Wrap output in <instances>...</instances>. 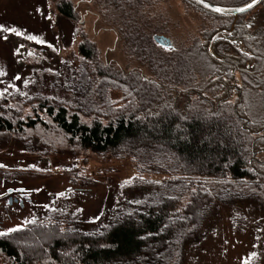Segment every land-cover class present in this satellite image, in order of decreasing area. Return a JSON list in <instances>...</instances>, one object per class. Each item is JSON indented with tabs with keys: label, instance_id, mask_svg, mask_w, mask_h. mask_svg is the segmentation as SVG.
Segmentation results:
<instances>
[{
	"label": "trees",
	"instance_id": "16d2710c",
	"mask_svg": "<svg viewBox=\"0 0 264 264\" xmlns=\"http://www.w3.org/2000/svg\"><path fill=\"white\" fill-rule=\"evenodd\" d=\"M162 1L94 0L138 67L101 60L76 26L82 42L65 68L63 95L1 97L0 137L47 153L56 145L50 136L60 134L74 149L132 159L165 181L106 220L44 214L0 232V264H179L214 205H264V0H178L200 17L182 42L152 16ZM57 9L78 22L70 0ZM234 11L240 15L231 33ZM32 131L45 135L27 136Z\"/></svg>",
	"mask_w": 264,
	"mask_h": 264
},
{
	"label": "rangeland",
	"instance_id": "374dc122",
	"mask_svg": "<svg viewBox=\"0 0 264 264\" xmlns=\"http://www.w3.org/2000/svg\"><path fill=\"white\" fill-rule=\"evenodd\" d=\"M70 1L78 13L76 23L60 16L59 0H0V98L39 92L63 95L65 68L75 64L82 42L74 36L76 26L96 45L101 60L124 70L138 67L125 56L94 0ZM152 16L166 25L164 32L177 42L197 32L200 23V17L178 0H163L152 9ZM23 98L18 104L30 112ZM44 135L32 131L27 136ZM50 139L55 149L46 153L36 145L29 151L14 135H1L0 176L22 181L32 202L22 208L8 206V198L3 199L0 232L28 227L44 214L79 221L103 216L106 220L112 209L143 197L165 181L161 174L142 173L132 159L74 149L60 134ZM179 264H264V205L254 199L214 205L202 229L186 242Z\"/></svg>",
	"mask_w": 264,
	"mask_h": 264
},
{
	"label": "flooded vegetation",
	"instance_id": "af4514ba",
	"mask_svg": "<svg viewBox=\"0 0 264 264\" xmlns=\"http://www.w3.org/2000/svg\"><path fill=\"white\" fill-rule=\"evenodd\" d=\"M251 2H254V1H251ZM249 9H253V12L255 13V4ZM233 15H234V20H233V23L230 29L231 33L235 31V26L238 23L240 14L238 15L233 14ZM252 23L253 21H251V23H248V27H250ZM11 184L19 185V186L13 187L11 186ZM8 185L11 187H8ZM0 191H5V193H3L0 197V205L3 199H6V198H8V202H7L8 206L19 205L20 207L23 208L25 206V202L26 203L32 202V199L30 197V194L28 193V190L22 185V181L20 180H15V179L10 180L9 178H4V176H0Z\"/></svg>",
	"mask_w": 264,
	"mask_h": 264
},
{
	"label": "snow or ice",
	"instance_id": "6c2138e0",
	"mask_svg": "<svg viewBox=\"0 0 264 264\" xmlns=\"http://www.w3.org/2000/svg\"><path fill=\"white\" fill-rule=\"evenodd\" d=\"M255 2V0H254ZM252 5H248V7H251ZM217 11H219V9H217ZM5 31H10V32H15L16 30L15 29H4ZM17 35H19V33L17 32L16 33ZM31 39H35V37H30Z\"/></svg>",
	"mask_w": 264,
	"mask_h": 264
},
{
	"label": "water",
	"instance_id": "95a60500",
	"mask_svg": "<svg viewBox=\"0 0 264 264\" xmlns=\"http://www.w3.org/2000/svg\"><path fill=\"white\" fill-rule=\"evenodd\" d=\"M235 15H238L240 13V11H234L233 12Z\"/></svg>",
	"mask_w": 264,
	"mask_h": 264
}]
</instances>
